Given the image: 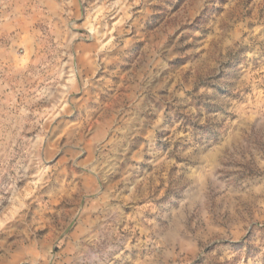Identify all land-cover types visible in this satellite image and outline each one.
<instances>
[{"label": "rangeland", "instance_id": "1", "mask_svg": "<svg viewBox=\"0 0 264 264\" xmlns=\"http://www.w3.org/2000/svg\"><path fill=\"white\" fill-rule=\"evenodd\" d=\"M0 264H264V0H0Z\"/></svg>", "mask_w": 264, "mask_h": 264}, {"label": "bare ground", "instance_id": "2", "mask_svg": "<svg viewBox=\"0 0 264 264\" xmlns=\"http://www.w3.org/2000/svg\"><path fill=\"white\" fill-rule=\"evenodd\" d=\"M5 41L7 42L9 40L5 39ZM71 82L75 84V88H76L78 86V76H74V79H72Z\"/></svg>", "mask_w": 264, "mask_h": 264}, {"label": "crops", "instance_id": "3", "mask_svg": "<svg viewBox=\"0 0 264 264\" xmlns=\"http://www.w3.org/2000/svg\"><path fill=\"white\" fill-rule=\"evenodd\" d=\"M4 39H6V38H4Z\"/></svg>", "mask_w": 264, "mask_h": 264}]
</instances>
